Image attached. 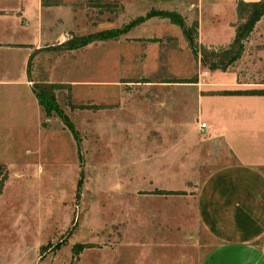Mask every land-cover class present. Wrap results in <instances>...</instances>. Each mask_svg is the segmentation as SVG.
I'll return each mask as SVG.
<instances>
[{"label":"rangeland","instance_id":"1","mask_svg":"<svg viewBox=\"0 0 264 264\" xmlns=\"http://www.w3.org/2000/svg\"><path fill=\"white\" fill-rule=\"evenodd\" d=\"M16 1L0 0V9L16 7L0 11V21L16 23L18 40L28 36L16 27L27 20ZM41 3L44 45L29 59L28 87L16 68L19 55H2L14 58L16 85L0 91V264H172L178 249L156 231L186 223L182 214L195 207L187 196L227 158L198 131L196 95L230 86L224 72L233 73L237 91H264V15L234 60L228 46L195 42L194 17L180 5ZM169 16L189 44L183 34V43L150 38L171 24ZM137 28L143 38L134 40ZM59 32L63 40L54 42ZM104 33L114 38L95 40ZM88 36L95 38L67 50ZM185 51L192 56H138ZM45 84L63 85L54 100L73 133L57 112L38 113L31 92Z\"/></svg>","mask_w":264,"mask_h":264},{"label":"crops","instance_id":"2","mask_svg":"<svg viewBox=\"0 0 264 264\" xmlns=\"http://www.w3.org/2000/svg\"><path fill=\"white\" fill-rule=\"evenodd\" d=\"M134 1L149 6L180 5L182 7L180 10L187 12V16L194 17L195 42L206 48H215L228 46L234 38L236 3L259 0ZM16 2L20 3L18 9L27 19L25 27L21 29L18 25L16 27L20 34L27 33L28 38L15 40L11 31L16 23L0 21L2 25L5 24L0 31V91L2 92H12L6 87L11 88L16 85L15 79L10 77L13 76L10 70L14 58L2 56L3 53L19 55L16 59V68L23 77L20 82L28 87L29 59L33 51L44 45L41 28L43 22L40 18V12L43 10L41 0ZM14 6L1 8L0 11L15 12ZM257 23L258 21L251 33L257 30ZM166 25L162 29L155 28L154 35L150 38L157 40L170 38L172 42H182L181 30L175 25L169 23ZM141 38L143 37L140 36V30L133 29L132 39ZM62 40L61 32L53 36L54 42ZM138 56L192 55L185 51L166 55L145 53ZM222 74L227 75L225 80H231L228 83L230 86L214 91L242 90L233 87L239 84L235 77L232 78V72ZM196 91L199 92L200 88ZM31 95L37 105L32 92ZM196 102L198 127L201 123L205 125L202 133L208 139H214L227 158L201 181L194 189L193 195L187 196L188 199L193 200L195 207L193 212L182 214L186 223L179 229L174 225L164 224L165 231L163 233L156 231L155 238L160 239L163 236L167 243V240L170 241L169 248L178 249L176 251L178 257L172 264H264V249L260 244L264 240V95L197 93ZM37 109L39 113L38 105Z\"/></svg>","mask_w":264,"mask_h":264},{"label":"trees","instance_id":"3","mask_svg":"<svg viewBox=\"0 0 264 264\" xmlns=\"http://www.w3.org/2000/svg\"><path fill=\"white\" fill-rule=\"evenodd\" d=\"M235 13H236V20H241L243 21V24L241 25H236L235 26V34L232 42L228 45V52L225 53L226 56H233V59H237L238 56L241 55V50L243 47V42L248 38L250 33L253 30V27L255 23L262 17L264 13V0H259L257 2H241L238 1L235 5ZM170 20V23L177 26L182 34L184 35L185 29H183V25L181 24L180 21H178L176 18H171L170 16L167 17ZM194 29V38H195V23L193 25ZM95 37L88 36L86 38H83L81 42L77 43L75 46L67 48V50H72L76 48H80L88 44L93 38L97 41H106L109 39H112L114 37H108L107 33H104L103 35H95ZM113 36V35H111ZM185 36L186 41L189 44V41ZM68 43V42H67ZM198 54L194 56H197ZM221 71H225V69H222ZM184 83H190V84H195L196 81L191 80L187 81ZM62 84H45L42 88L39 90H36V87L33 89V95L36 99L37 105L40 108L41 112L43 113V116L45 118L49 117L52 112H57L58 115L62 118L63 122H65L67 130L70 133H73L72 127L67 124L66 118L63 116L62 112L58 109V107L55 104L54 100V94L53 90H56L60 87H62ZM69 86V85H68ZM210 95H264V91L262 92H254V91H220V92H215V93H208ZM75 108H81L84 106H74ZM2 167L0 166V182L2 179H4L5 174L2 172ZM153 194L156 195H177L181 194L178 192H173V191H163V190H155L152 192Z\"/></svg>","mask_w":264,"mask_h":264},{"label":"built area","instance_id":"4","mask_svg":"<svg viewBox=\"0 0 264 264\" xmlns=\"http://www.w3.org/2000/svg\"><path fill=\"white\" fill-rule=\"evenodd\" d=\"M198 129H199L200 132H203L204 129H205V125L203 123L199 124Z\"/></svg>","mask_w":264,"mask_h":264}]
</instances>
